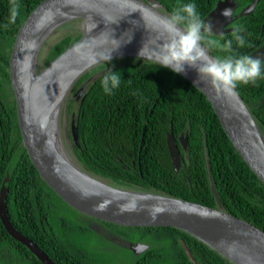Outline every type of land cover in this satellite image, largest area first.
<instances>
[{"label": "trees", "instance_id": "trees-1", "mask_svg": "<svg viewBox=\"0 0 264 264\" xmlns=\"http://www.w3.org/2000/svg\"><path fill=\"white\" fill-rule=\"evenodd\" d=\"M41 1L0 0V189L3 186L5 190L3 202L13 226L56 264H92V252L73 246L65 238L67 232L92 230L85 223H76L77 216L107 228L125 241L127 247L129 242L145 243L146 250L133 254V264H193L182 243L197 264H235L179 228L129 227L79 213L41 179L22 143L7 73L16 31ZM216 1L155 0L156 6L169 16L175 9L194 3L202 20ZM240 1L239 8L250 0ZM14 7L18 15L12 22ZM80 20L71 19L62 24L67 26ZM232 25L241 28L239 35L244 36L245 45L237 44L233 36L235 29L220 35L212 32L211 38L220 46L210 47L206 42L204 45L214 58L249 56L256 33L264 30V0H258L251 13L241 15ZM81 33V27L70 28L53 39L37 71ZM229 40L230 49L224 47ZM110 71L120 74L121 83L109 95L103 91L101 81ZM236 90L264 135V79L238 84ZM62 104L66 106L61 110L67 114V123L73 118L72 129L70 124L66 125L67 139L75 156L72 163L85 172L115 187L216 207L264 231V185L229 141L203 93L180 74L142 57L104 60L74 81ZM170 129L178 146V167L173 165L166 147L165 135ZM180 134L187 135L185 148L178 140ZM0 264H43L8 234L1 220Z\"/></svg>", "mask_w": 264, "mask_h": 264}, {"label": "water", "instance_id": "water-1", "mask_svg": "<svg viewBox=\"0 0 264 264\" xmlns=\"http://www.w3.org/2000/svg\"><path fill=\"white\" fill-rule=\"evenodd\" d=\"M256 2L252 0L236 16L251 12ZM235 6L233 0H217L203 21L212 24L214 34L227 33L231 29L225 26L233 22ZM225 10L230 11L229 16L222 14ZM168 16L156 6L155 0L39 2L18 27L7 66L22 143L41 179L77 212L129 227L179 228L235 264H264V231L252 223L216 207L109 185L69 161L58 143L60 106L74 81L108 55L111 59L142 57L155 61L151 53L167 39L158 18ZM76 18L83 23L80 37L37 71L38 55L47 36L63 22ZM143 47L144 55L140 56ZM207 52L214 58L208 49ZM178 74L203 93L229 141L264 185V135L237 90L234 96H218L207 82L198 81L195 69L186 66L185 72ZM178 140L185 148L187 135L180 134ZM165 142L173 165L178 167L180 157L172 129L166 133ZM211 190L219 203L213 186ZM4 196L2 186L0 220L8 234L43 264H56L13 226L6 213ZM182 247L189 260L197 264L184 243ZM129 248L139 253L147 246L138 242L129 243Z\"/></svg>", "mask_w": 264, "mask_h": 264}, {"label": "clouds", "instance_id": "clouds-1", "mask_svg": "<svg viewBox=\"0 0 264 264\" xmlns=\"http://www.w3.org/2000/svg\"><path fill=\"white\" fill-rule=\"evenodd\" d=\"M222 14L229 16L230 11L225 10ZM16 15L18 12L14 7L12 22ZM158 22L167 39L153 50L151 57L161 67L170 68L174 73L185 72L186 66L195 69L198 81L207 82L218 96H234L238 84L247 85L264 79V61L259 58L247 55L238 58L231 55L213 58L208 55L205 42L210 47L220 45L217 40L211 38L212 24L201 19L194 3L175 9L170 16L158 18ZM240 32L241 28H235L233 36L238 45L244 46L245 38L239 35ZM231 45L232 41L229 40L224 47L230 49ZM139 55H144V47ZM104 59L109 61L111 57L108 55ZM120 83V74L111 71L105 74L101 81L103 91L109 95Z\"/></svg>", "mask_w": 264, "mask_h": 264}, {"label": "rangeland", "instance_id": "rangeland-1", "mask_svg": "<svg viewBox=\"0 0 264 264\" xmlns=\"http://www.w3.org/2000/svg\"><path fill=\"white\" fill-rule=\"evenodd\" d=\"M83 23L82 21H71L68 25L61 24L58 26L52 33H50L38 55L37 61V69L40 67L41 59L43 58L45 52L48 50L50 45L52 44L53 39L60 36L63 32L68 31L70 28H82ZM63 102V101H62ZM64 105L61 103L59 116H58V127L59 132L57 137L59 138V144L63 153L67 157V159L71 162L75 161L74 153L72 152L70 142L67 139L68 131L67 124H70V128L72 129L73 124L67 123V119L65 114H62V110ZM66 109V106L63 110ZM73 116V115H72ZM76 223H85L87 224L92 230L90 229H83L79 230V232H67L65 234V238L69 241L73 246L86 248L90 252H92V256H90V261L92 264H133L134 263V255L133 252L130 250L129 246L127 247L126 244L122 241L121 238L115 236L114 233L109 231L107 228H103L97 226L96 224L92 223L85 217H74ZM92 223V225H91ZM69 234V235H68ZM130 236H137V234L130 233ZM146 245L145 243H143ZM147 246V245H146ZM147 249V248H146ZM144 249V250H146ZM143 251V250H142Z\"/></svg>", "mask_w": 264, "mask_h": 264}, {"label": "flooded vegetation", "instance_id": "flooded-vegetation-1", "mask_svg": "<svg viewBox=\"0 0 264 264\" xmlns=\"http://www.w3.org/2000/svg\"><path fill=\"white\" fill-rule=\"evenodd\" d=\"M234 1V3H236V6H235V9H234V11L232 12V16H233V22H234V20L235 19H237L238 17H241V16H236V15H238L239 14V12H240V10L241 9H244V7H246L252 0H250L249 2H247V3H245L244 5H243V7H240L239 8V6H240V3H241V1L240 0H233ZM258 1V0H257ZM257 3V2H256ZM255 7V6H254ZM254 7H253V9H254ZM252 9V10H253ZM252 10H251V12H252ZM251 12H249V13H251ZM233 22H231L229 25H227V26H225V27H228V28H230L231 29V31L232 30H234L235 29V27L236 26H233L232 25V23ZM256 33V32H255ZM254 33V34H255ZM251 47H252V50L249 52V56H251V57H253V58H259V59H261V61H263L264 60V30L263 29H260V31L258 32V33H256V38L252 41V43H251V45H250ZM179 137V136H178ZM116 236V235H115ZM123 242H125V241H123ZM129 243H131V242H129ZM132 243H138V242H132ZM141 243V242H140ZM143 244V243H142ZM127 245V244H126ZM128 246H129V244H128ZM144 251V250H143ZM143 251H140L139 253H133V254H135V255H139L140 253H142Z\"/></svg>", "mask_w": 264, "mask_h": 264}]
</instances>
